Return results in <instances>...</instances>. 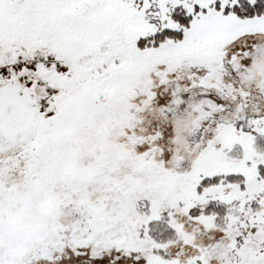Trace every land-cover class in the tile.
<instances>
[{"label":"snow or ice","instance_id":"snow-or-ice-1","mask_svg":"<svg viewBox=\"0 0 264 264\" xmlns=\"http://www.w3.org/2000/svg\"><path fill=\"white\" fill-rule=\"evenodd\" d=\"M0 264H264V0H0Z\"/></svg>","mask_w":264,"mask_h":264}]
</instances>
